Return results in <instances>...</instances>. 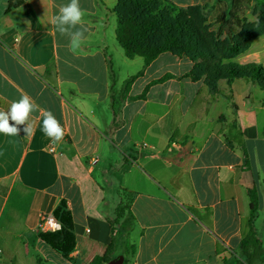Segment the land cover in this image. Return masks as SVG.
I'll return each instance as SVG.
<instances>
[{
	"label": "crops",
	"instance_id": "1",
	"mask_svg": "<svg viewBox=\"0 0 264 264\" xmlns=\"http://www.w3.org/2000/svg\"><path fill=\"white\" fill-rule=\"evenodd\" d=\"M116 1L80 0L86 39L73 51L50 23L70 0H0V110L27 94L65 130L53 143L35 112L30 136L26 124L0 133V264H91L111 240L108 264H247L239 246L251 188L262 250L251 264H264V89L243 76L213 92L188 75L189 58L169 52L143 69L116 41ZM167 1L212 2L230 17L221 30L264 8ZM232 61L264 68V35ZM61 202L72 220L66 257L32 231Z\"/></svg>",
	"mask_w": 264,
	"mask_h": 264
},
{
	"label": "trees",
	"instance_id": "2",
	"mask_svg": "<svg viewBox=\"0 0 264 264\" xmlns=\"http://www.w3.org/2000/svg\"><path fill=\"white\" fill-rule=\"evenodd\" d=\"M117 19L115 38L123 48L127 58L135 56L143 59V69L159 54L169 52L175 56H185L193 62L189 76L193 80L203 78L204 84L211 90H217L219 79H233L249 76L259 81L264 89V68L261 64L238 65L232 61L244 52L252 40L264 35V11L255 25L240 26V33L232 41L216 40L214 33L204 24L201 6L176 7L167 0H117L112 9ZM213 60H221L211 66ZM211 67H207V66ZM130 77L125 88L141 74ZM249 214L247 230L240 242V256L247 264L259 258L262 250L252 223L257 211V196L254 188L248 190ZM127 196L117 209V218L128 209ZM53 215L62 223V229L56 233H41L39 238L55 252L66 257L73 248L72 220L69 211L61 202ZM112 240L101 257L93 259L91 264H108L111 260ZM223 262L224 259H223ZM242 264V263H241Z\"/></svg>",
	"mask_w": 264,
	"mask_h": 264
},
{
	"label": "clouds",
	"instance_id": "3",
	"mask_svg": "<svg viewBox=\"0 0 264 264\" xmlns=\"http://www.w3.org/2000/svg\"><path fill=\"white\" fill-rule=\"evenodd\" d=\"M85 10L80 5V0H70L69 3L60 5L58 11L51 18L53 30L61 36L69 39V47L75 51L86 39L85 31L78 28L82 26ZM42 112L43 133L53 142L59 143L64 139L65 130L50 110L41 109L35 100L24 94L18 101H13L7 111L0 110V133L5 136L15 137L19 134L20 125H25L23 129L27 136L33 132L32 114ZM10 121L14 123H10Z\"/></svg>",
	"mask_w": 264,
	"mask_h": 264
},
{
	"label": "rangeland",
	"instance_id": "4",
	"mask_svg": "<svg viewBox=\"0 0 264 264\" xmlns=\"http://www.w3.org/2000/svg\"><path fill=\"white\" fill-rule=\"evenodd\" d=\"M210 4H205L201 6V13L204 16V24L208 27V30L210 32L214 33V36L216 40L219 41H232V39H236L237 35L240 33V26L241 24H238L237 28L235 27H229L226 30L219 27L221 23H225L229 21V15L225 18L224 14H221L222 10H219V7L213 4L212 2H209ZM212 3V4H211ZM264 11V8L259 7H252L251 10L248 12L247 17L243 18L242 24L243 25H255L256 21L259 19V17L262 16V13ZM239 36V35H238ZM219 62H222L221 60H213L211 63V66L214 64H219ZM207 66V65H206ZM207 66V67H211Z\"/></svg>",
	"mask_w": 264,
	"mask_h": 264
},
{
	"label": "built area",
	"instance_id": "5",
	"mask_svg": "<svg viewBox=\"0 0 264 264\" xmlns=\"http://www.w3.org/2000/svg\"><path fill=\"white\" fill-rule=\"evenodd\" d=\"M52 151V147L49 148ZM96 162L95 159H92V164ZM62 223L59 219H57L53 214H41L37 223L33 226L32 231L35 234L41 233H56L61 231Z\"/></svg>",
	"mask_w": 264,
	"mask_h": 264
},
{
	"label": "water",
	"instance_id": "6",
	"mask_svg": "<svg viewBox=\"0 0 264 264\" xmlns=\"http://www.w3.org/2000/svg\"><path fill=\"white\" fill-rule=\"evenodd\" d=\"M121 262L120 261H116V262H113V263H110V264H120Z\"/></svg>",
	"mask_w": 264,
	"mask_h": 264
}]
</instances>
